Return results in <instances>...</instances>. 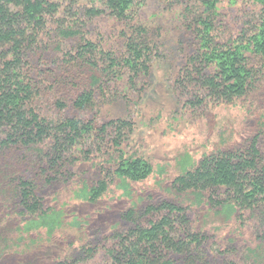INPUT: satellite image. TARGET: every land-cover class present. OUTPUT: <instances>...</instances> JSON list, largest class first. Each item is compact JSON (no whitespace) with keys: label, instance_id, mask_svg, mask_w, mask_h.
Masks as SVG:
<instances>
[{"label":"trees","instance_id":"16d2710c","mask_svg":"<svg viewBox=\"0 0 264 264\" xmlns=\"http://www.w3.org/2000/svg\"><path fill=\"white\" fill-rule=\"evenodd\" d=\"M66 1L0 0V177L6 174L4 181L14 187L18 207L33 219H43L50 211L39 195L41 184H67L74 180L70 168L80 162L106 160L98 166L99 179L88 188L91 204L117 177L143 182L153 173L149 161L126 151L135 133L132 119L105 123L97 110L109 85L123 77L132 91L144 88L140 83L150 77L160 56L153 33L134 20L138 0H85L83 7L79 0ZM190 1L183 23L193 36V53L178 84L191 89L192 108L206 102L234 105L264 81V0H254L255 8L234 33L220 18L223 0ZM103 15L126 25L121 50L105 49L82 35L87 20ZM48 24L57 26L53 31L60 44L76 40L57 67L58 76L51 68L56 60L44 55L50 46H43L40 38L48 35ZM55 51L62 52L60 45ZM68 107L76 114L66 116ZM257 141L205 155L177 176L172 187L178 195L203 198L215 213L241 212L243 219L249 212L260 225L257 238L263 242L264 154ZM123 217L131 226L106 238L101 264H208L210 238L194 228L184 206L162 202ZM211 248L223 253L215 243ZM258 254L260 248L250 254V264L261 262Z\"/></svg>","mask_w":264,"mask_h":264},{"label":"rangeland","instance_id":"374dc122","mask_svg":"<svg viewBox=\"0 0 264 264\" xmlns=\"http://www.w3.org/2000/svg\"><path fill=\"white\" fill-rule=\"evenodd\" d=\"M78 3L82 7L88 4L85 0ZM192 4L190 0H138L134 20L153 33L160 56L153 63L150 77L140 83L144 88L132 91L123 77L109 85L105 98L97 105L105 123L118 118L132 119L135 133L126 151L149 161L152 175L143 182L117 177L107 193L91 204L88 188L99 179L98 166L106 160L80 162L70 168L74 180L67 184L47 187L41 184L39 195L44 208L50 211L43 219H33L18 207L14 187L4 181L3 173L0 264H101L104 247L108 245L106 238L131 226L124 220V214L162 202L187 208L194 228L210 238L208 264H250V254L259 248L258 264H264V241L257 238L260 225L249 218V212L243 213V219H239L241 212L215 213L203 198L173 191V180L194 168L205 155L244 148L254 139L264 154V81L258 90L234 105L213 106L206 102L200 108L189 105L193 99L191 89L178 84L180 72L193 53L194 39L183 23L185 9ZM254 8V0H223L218 12L227 29L234 33L240 29L245 14ZM125 27L116 18L103 15L87 20L81 33L105 49L118 51L123 47L121 32ZM56 28L48 24L44 31L48 35L40 38L43 46H50L44 55L56 60L57 64L51 68L58 76L57 67L63 64L64 54L75 47L76 40L60 44L53 31ZM57 45L61 53L55 51ZM64 114L72 116L76 111L68 107ZM18 169V174H23ZM213 243L223 253L214 252Z\"/></svg>","mask_w":264,"mask_h":264}]
</instances>
